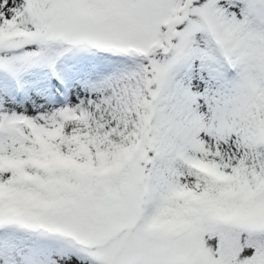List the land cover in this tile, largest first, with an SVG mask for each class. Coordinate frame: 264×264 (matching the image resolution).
<instances>
[{
  "label": "snow or ice",
  "instance_id": "snow-or-ice-1",
  "mask_svg": "<svg viewBox=\"0 0 264 264\" xmlns=\"http://www.w3.org/2000/svg\"><path fill=\"white\" fill-rule=\"evenodd\" d=\"M0 264H264V0H0Z\"/></svg>",
  "mask_w": 264,
  "mask_h": 264
}]
</instances>
